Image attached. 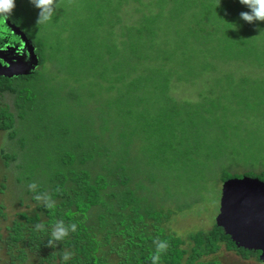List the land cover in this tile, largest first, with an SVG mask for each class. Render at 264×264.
<instances>
[{
    "label": "trees",
    "instance_id": "trees-1",
    "mask_svg": "<svg viewBox=\"0 0 264 264\" xmlns=\"http://www.w3.org/2000/svg\"><path fill=\"white\" fill-rule=\"evenodd\" d=\"M84 1L88 23L53 15L38 25L43 30L62 21L54 57L56 43L30 33L35 7L15 0L12 16L33 40L39 65L30 75L0 77V131L16 146L1 155L8 165L19 160L16 178L31 200L10 220L1 211L0 264H153L156 239L168 242L157 264H221L206 258L223 246L259 260L258 251L238 247L216 223L187 236L170 224L191 207L187 198L200 199L204 159L229 154L236 168L223 167L221 181L242 175L264 181V161L238 167L246 165L252 145L227 147L240 134L242 102L250 107L251 95L264 87V21H244L240 13L249 9L240 0H166L172 3L166 14L165 0L160 9L143 0ZM64 34L74 38L68 49ZM49 63L60 68L55 84L42 71ZM200 80L216 84L194 98L175 95L178 84L194 89ZM20 124L33 135L22 134ZM214 130L218 139L211 143ZM5 187L4 181L0 192ZM44 193L54 209L34 199ZM57 221L68 236L49 246ZM65 252L72 254L68 260Z\"/></svg>",
    "mask_w": 264,
    "mask_h": 264
},
{
    "label": "rangeland",
    "instance_id": "rangeland-1",
    "mask_svg": "<svg viewBox=\"0 0 264 264\" xmlns=\"http://www.w3.org/2000/svg\"><path fill=\"white\" fill-rule=\"evenodd\" d=\"M145 3V6L150 7L152 9H155L154 6L157 5L160 9V0H143ZM162 3V1H160ZM233 3H235L234 0H232ZM25 3V2H24ZM165 7L166 11L165 14L168 11V9L172 8V3L170 1L165 0ZM135 10V6H133ZM87 9V5L85 4L84 0H60L59 7L57 8L54 15H60L62 18L67 17L71 20L78 19L81 23L78 24H86L90 20V12ZM34 12L37 14L38 10L34 8ZM197 10L195 7H193L191 10H189L186 13V17L188 19L191 18V14ZM127 12H131V8L128 9ZM133 13V12H132ZM112 17V14H110ZM30 33L33 34L32 29L35 31H38L39 37H45L46 41H48V44L50 45L52 42L56 43L55 50L51 49L50 54H52L54 57H56L57 52L56 48L59 47L58 44H60L59 40L57 38V30L59 28H62L63 23L60 21V27L55 25H50V27H46L45 29H41L38 24L31 20L29 23ZM44 27V26H43ZM27 28V27H26ZM103 32V31H102ZM261 36H263L260 41L264 42V30L260 32ZM70 34V33H69ZM18 39V38H16ZM73 41L74 38L70 35L64 34L62 38V46L68 49L67 47L70 46L69 43H71V40ZM203 47V46H200ZM260 47L264 49V45L260 43ZM66 55V52L64 51L63 54H59L58 58H62ZM264 61V59L262 58ZM64 64H67L65 61H61ZM69 68V65L67 64L65 67V70ZM59 65L57 63H49L47 66H45L42 71L49 73L50 77L54 78L52 80V83L55 84V80L57 79V74H59ZM64 70V71H65ZM66 73L62 74V77L68 81V75ZM55 76V77H54ZM215 79V78H214ZM205 81L200 80L197 85L194 86V89L189 85L176 86L175 88V95L178 98H194L196 95H199L201 92H205V90H208L216 83H213L211 81L210 83H204ZM247 89V87H246ZM4 99L8 101L9 104H11L14 107V99L10 94H6L4 96ZM197 99V98H196ZM242 99V98H241ZM240 99V100H241ZM197 101V100H196ZM251 106L248 108L246 107V101L242 102L243 110L239 114L242 121L240 124V134L237 136H232L229 140H227V147L228 150L231 147H234L233 149H240L243 143L252 145L253 149H250V152H248V158L249 160L246 162V165L244 166H238V167H247V163H252L255 159L257 162V165L262 164L260 161H264V87L262 90L257 92L256 94H252L250 98ZM260 103H263L262 105ZM20 130L21 133L24 135L28 134L29 136H32V131H29L28 127H24L20 124ZM212 134L208 138L209 142H215L217 141V133L216 131H212ZM15 144L12 143L7 135V132L0 131V188L1 183L5 181L6 187L4 190L0 192V231L3 230L4 226V219L2 217L3 212H7L8 215H10L9 220L12 218L13 214L20 210H24L26 207L25 204L31 203V200L28 196L23 195V189L21 188L22 185L20 184L19 180H17L16 175L18 172V168L16 167L17 163H19V160L15 162H11L9 165L5 163L4 158L1 155L2 148L5 149L7 152L12 153L14 152ZM243 153L239 154V157H242ZM202 172H198L199 176H197V179H199L200 183V195L198 199V196L194 193L189 198H187V202H191V207L185 209L183 212H180L179 214H176L170 224V228L174 231H176L179 235L187 236L190 232L198 231L200 229L207 230L211 228L216 223V217L220 210V200H221V191H222V185L224 181H221L219 179L220 171L223 167L226 165H232L233 168H236L235 165H233V162L229 156L228 153L224 154L223 157L219 158L218 160L209 161V160H202ZM264 164V163H263ZM243 165V164H242ZM263 166V165H262ZM245 169L239 168L238 173L242 174ZM185 182L182 183V186H185ZM177 183V187H178ZM180 193H183V187H181V190H179ZM22 196L25 197L24 199V205L20 203V199ZM198 200L196 203L195 201ZM182 203L185 202V200L181 201ZM177 205H181L180 203H177ZM3 252L0 251V257L2 258ZM217 258L221 261V264H264V262L259 261L256 257H252L249 259H244L241 255L237 254L235 251H229L226 249L225 246L222 247V249L215 255L208 256L206 260Z\"/></svg>",
    "mask_w": 264,
    "mask_h": 264
},
{
    "label": "water",
    "instance_id": "water-1",
    "mask_svg": "<svg viewBox=\"0 0 264 264\" xmlns=\"http://www.w3.org/2000/svg\"><path fill=\"white\" fill-rule=\"evenodd\" d=\"M3 22L21 45L0 43V77L32 74L39 65L33 40L21 27L11 22L8 14ZM216 224L238 247L260 252L258 258L264 262V181L250 175L225 180Z\"/></svg>",
    "mask_w": 264,
    "mask_h": 264
},
{
    "label": "clouds",
    "instance_id": "clouds-1",
    "mask_svg": "<svg viewBox=\"0 0 264 264\" xmlns=\"http://www.w3.org/2000/svg\"><path fill=\"white\" fill-rule=\"evenodd\" d=\"M29 2L38 10L36 23L46 24L52 19V16L59 7L60 0H29ZM240 3L245 5L249 11H243L240 13V17L248 22L253 23L256 21H264V0H240ZM15 8V0H0V17L6 18L7 14H10ZM3 20L0 19V23ZM38 185L35 182H32L28 185L30 191L34 192L37 189ZM34 199L40 202L42 199L45 201V207L49 210L55 208V204L51 201V198L48 193L42 195H35ZM73 231H76V225H71ZM37 231L44 230L43 223H37L35 225ZM51 239H49V246L53 245V241H62L68 236V229L64 226L62 221H57L54 224V227L50 233ZM156 244L155 254L151 256L153 264H157V261L160 260V253L164 252L168 248L167 241H161L156 239L154 241ZM72 254L70 252H65L62 259L68 260Z\"/></svg>",
    "mask_w": 264,
    "mask_h": 264
},
{
    "label": "flooded vegetation",
    "instance_id": "flooded-vegetation-1",
    "mask_svg": "<svg viewBox=\"0 0 264 264\" xmlns=\"http://www.w3.org/2000/svg\"><path fill=\"white\" fill-rule=\"evenodd\" d=\"M13 12L14 11L12 10V12L10 14H8L9 17H10V19H11V22L14 23V24H16V25H18L20 27V24H18V22H15V20H14L16 18L12 16L13 15ZM16 15H18V12H17ZM0 19L3 20V17H0ZM16 38L17 37H15L13 34H11L7 30L4 22L0 23V43L1 44H4V43L9 44L11 42H14L16 45H19L20 46L21 44L19 43V39H16ZM2 40H4V41H2ZM17 43H19V44H17Z\"/></svg>",
    "mask_w": 264,
    "mask_h": 264
}]
</instances>
